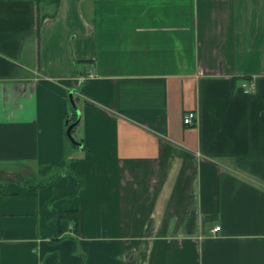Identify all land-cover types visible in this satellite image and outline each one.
Masks as SVG:
<instances>
[{
    "label": "crops",
    "instance_id": "0c3cea01",
    "mask_svg": "<svg viewBox=\"0 0 264 264\" xmlns=\"http://www.w3.org/2000/svg\"><path fill=\"white\" fill-rule=\"evenodd\" d=\"M0 164V264H264V0H0Z\"/></svg>",
    "mask_w": 264,
    "mask_h": 264
},
{
    "label": "water",
    "instance_id": "95a60500",
    "mask_svg": "<svg viewBox=\"0 0 264 264\" xmlns=\"http://www.w3.org/2000/svg\"><path fill=\"white\" fill-rule=\"evenodd\" d=\"M69 101H70V104H71V107H72L73 111L76 113V118H75L74 121H71V122H70V119L69 118H66L65 122H66L67 126H66V132H65V134H66L67 138L73 144H75L77 146H80L81 143L79 141H76L73 138L72 134H71V129L73 128L74 125H76L78 123L79 118H80V111H79V109H78V107H77V105H76V103L74 101L72 92L69 93Z\"/></svg>",
    "mask_w": 264,
    "mask_h": 264
},
{
    "label": "built area",
    "instance_id": "2783aa9c",
    "mask_svg": "<svg viewBox=\"0 0 264 264\" xmlns=\"http://www.w3.org/2000/svg\"><path fill=\"white\" fill-rule=\"evenodd\" d=\"M84 78V77H83ZM242 85L245 87V91L247 92V91H249V89L251 88V85H252V83H249V85L245 82V83H242ZM194 117H195V115H194V112L193 111H187L184 115H183V122L185 123V124H191L192 122H193V120H194ZM220 229V227L219 226H215L213 229H212V231L213 232H216L217 230H219Z\"/></svg>",
    "mask_w": 264,
    "mask_h": 264
},
{
    "label": "trees",
    "instance_id": "16d2710c",
    "mask_svg": "<svg viewBox=\"0 0 264 264\" xmlns=\"http://www.w3.org/2000/svg\"><path fill=\"white\" fill-rule=\"evenodd\" d=\"M53 1H57V0H53ZM70 118L74 119L76 116V113L73 111V109L71 110V114H70Z\"/></svg>",
    "mask_w": 264,
    "mask_h": 264
},
{
    "label": "rangeland",
    "instance_id": "374dc122",
    "mask_svg": "<svg viewBox=\"0 0 264 264\" xmlns=\"http://www.w3.org/2000/svg\"><path fill=\"white\" fill-rule=\"evenodd\" d=\"M72 136H73V138H74L76 141H78V140L76 139L77 134H72ZM0 165H1V164H0Z\"/></svg>",
    "mask_w": 264,
    "mask_h": 264
}]
</instances>
